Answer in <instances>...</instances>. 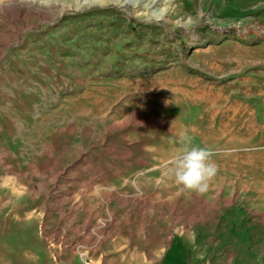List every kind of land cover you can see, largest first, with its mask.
Returning a JSON list of instances; mask_svg holds the SVG:
<instances>
[{
  "label": "rangeland",
  "instance_id": "rangeland-1",
  "mask_svg": "<svg viewBox=\"0 0 264 264\" xmlns=\"http://www.w3.org/2000/svg\"><path fill=\"white\" fill-rule=\"evenodd\" d=\"M220 2L0 0V264L137 228L264 242V10ZM181 136L216 153L207 193L166 174Z\"/></svg>",
  "mask_w": 264,
  "mask_h": 264
},
{
  "label": "crops",
  "instance_id": "crops-1",
  "mask_svg": "<svg viewBox=\"0 0 264 264\" xmlns=\"http://www.w3.org/2000/svg\"><path fill=\"white\" fill-rule=\"evenodd\" d=\"M222 2L217 6V15L227 18H244L264 10V0ZM145 229L137 228L129 236L111 233L99 243L91 241L89 246H84V254L79 253L68 260L57 259L42 251L37 258L38 264H264V242L236 241L237 234L246 233L245 226L223 228L221 231L227 237L222 242L213 238L204 242L199 237H204L205 232L197 228L154 233ZM206 232L211 237L220 235L218 230ZM92 234L97 236L95 231L87 235ZM240 239H244L243 236Z\"/></svg>",
  "mask_w": 264,
  "mask_h": 264
},
{
  "label": "clouds",
  "instance_id": "clouds-1",
  "mask_svg": "<svg viewBox=\"0 0 264 264\" xmlns=\"http://www.w3.org/2000/svg\"><path fill=\"white\" fill-rule=\"evenodd\" d=\"M215 155L212 148L195 145L191 138L181 136V148L171 158L166 174L184 190L207 193L219 173Z\"/></svg>",
  "mask_w": 264,
  "mask_h": 264
},
{
  "label": "trees",
  "instance_id": "trees-1",
  "mask_svg": "<svg viewBox=\"0 0 264 264\" xmlns=\"http://www.w3.org/2000/svg\"><path fill=\"white\" fill-rule=\"evenodd\" d=\"M231 34V33H230ZM230 38H232V35L231 36H224V38L223 39H230ZM237 41H239V40H237ZM240 42H242L243 43V41H240ZM262 42V41H261ZM261 42H249V43H247V44H249V45H256V44H259V43H261ZM179 48H180V50H183V51H185V45H183V43H179Z\"/></svg>",
  "mask_w": 264,
  "mask_h": 264
}]
</instances>
